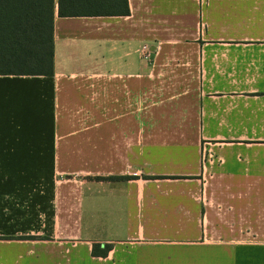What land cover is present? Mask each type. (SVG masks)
I'll list each match as a JSON object with an SVG mask.
<instances>
[{"label":"crops","instance_id":"1","mask_svg":"<svg viewBox=\"0 0 264 264\" xmlns=\"http://www.w3.org/2000/svg\"><path fill=\"white\" fill-rule=\"evenodd\" d=\"M127 6L0 75V264H264V0Z\"/></svg>","mask_w":264,"mask_h":264},{"label":"trees","instance_id":"2","mask_svg":"<svg viewBox=\"0 0 264 264\" xmlns=\"http://www.w3.org/2000/svg\"><path fill=\"white\" fill-rule=\"evenodd\" d=\"M128 15L127 0H0V75H53V17ZM127 177H97L119 181ZM28 239V238H27ZM111 245L93 244L92 257H106Z\"/></svg>","mask_w":264,"mask_h":264},{"label":"rangeland","instance_id":"3","mask_svg":"<svg viewBox=\"0 0 264 264\" xmlns=\"http://www.w3.org/2000/svg\"><path fill=\"white\" fill-rule=\"evenodd\" d=\"M21 255L22 257H25L24 255V251L23 250H16V249H13L12 250V258L14 259H18L17 257Z\"/></svg>","mask_w":264,"mask_h":264},{"label":"built area","instance_id":"4","mask_svg":"<svg viewBox=\"0 0 264 264\" xmlns=\"http://www.w3.org/2000/svg\"><path fill=\"white\" fill-rule=\"evenodd\" d=\"M143 48V50L145 51V53H148V47L147 46H143L142 47ZM147 57V54H145V58Z\"/></svg>","mask_w":264,"mask_h":264}]
</instances>
